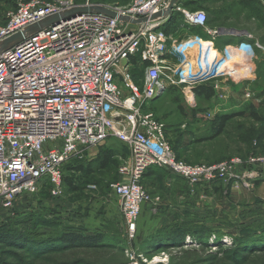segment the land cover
Returning <instances> with one entry per match:
<instances>
[{
  "label": "built area",
  "instance_id": "built-area-1",
  "mask_svg": "<svg viewBox=\"0 0 264 264\" xmlns=\"http://www.w3.org/2000/svg\"><path fill=\"white\" fill-rule=\"evenodd\" d=\"M169 3L25 0L8 14L0 26V43L76 7L98 6L116 16L77 14L0 55L1 208L12 209L18 199L36 195L43 187L60 196L65 168L85 162L92 150L110 139L127 146L131 154V164L121 170L128 179L111 184L129 241L137 238L139 216L150 199L141 183L150 168L165 170L192 191L221 184L225 191L251 192L264 184L261 154L217 163L179 160L167 139L168 126L150 112V103L171 86L184 88L189 101L201 85L213 87L223 99L220 82L247 84L255 76L252 45L240 42L219 48L216 39L223 35L208 29L204 10L191 11L179 3L165 15ZM176 14L184 24L167 34L164 28ZM186 26L202 28L209 38L191 34L178 39L189 32ZM140 65L145 68L141 83L135 72ZM245 96L252 100L251 91ZM206 116L214 115L210 111ZM129 254L130 264H142Z\"/></svg>",
  "mask_w": 264,
  "mask_h": 264
},
{
  "label": "rangeland",
  "instance_id": "rangeland-1",
  "mask_svg": "<svg viewBox=\"0 0 264 264\" xmlns=\"http://www.w3.org/2000/svg\"><path fill=\"white\" fill-rule=\"evenodd\" d=\"M22 1L25 0H0V26ZM98 1L123 5L131 0ZM244 1L250 2L194 0L191 9L206 12L210 30L227 26L262 42L264 26L258 18L249 17L251 13L244 9L248 6ZM256 1L264 5V0ZM241 2L243 7L238 5ZM218 8L224 9L223 12L218 14ZM258 63H255L254 79L247 84L234 80L220 82L225 93L223 99L217 94L210 100L195 97L189 101L184 88L171 86L150 103V112L168 126L167 139L178 158L199 164L250 154L264 155V107H258L264 106V78L258 85ZM136 74L139 83L143 82L145 68L140 65ZM248 91L252 92V100L245 98ZM210 111L214 116L208 118L206 114ZM242 112L229 120L221 135L206 139L221 116ZM251 112L258 113L261 121L253 119ZM122 145L110 139L92 150L86 163L93 164L99 155L106 154L105 168L97 163L88 172L66 170L65 177L74 181L76 190L64 182L60 196H53L48 186L36 195L18 199L12 209L0 207V264H130L129 252L142 264H264L261 231L264 230V189L260 186L251 192L223 190L225 194L216 197L209 189L200 194L189 188L191 200L188 201V196L186 200L181 191L169 187L167 182L175 178L168 172L161 170L155 178L143 176L141 183L150 199L139 216L138 238L129 241L120 201L111 189V184L128 179L121 170L131 164V154ZM215 198L222 203H217ZM188 203L189 207L184 208ZM74 227L100 235V242L69 246L51 239L36 240L30 235L47 238ZM203 227L216 231L199 237L201 240L190 234L204 231ZM186 229L188 232L182 231Z\"/></svg>",
  "mask_w": 264,
  "mask_h": 264
},
{
  "label": "trees",
  "instance_id": "trees-1",
  "mask_svg": "<svg viewBox=\"0 0 264 264\" xmlns=\"http://www.w3.org/2000/svg\"><path fill=\"white\" fill-rule=\"evenodd\" d=\"M249 1L250 2L244 1L245 4H244V2H241L238 5L240 7H243V4L244 5H248V6H245L244 9H248L250 11L251 15H249V17H255L256 19L258 18L257 20L260 22L261 25L264 26V5L260 4L256 0H254V1L253 0H249ZM193 3H195L194 0H189V1L183 0L181 2L183 7H185L186 9H189L191 11H194V10L191 9V6L193 5ZM223 10L224 9H222V8L221 9L218 8L216 11H217L218 14H220V13L223 12ZM196 11H198V10H196ZM226 12L229 14V12H230L229 8H228V10H226ZM183 24H184V21L181 18V15L176 14V15H173L170 18V20L166 24L164 30H165V32L167 34H173L177 30H179ZM207 26H208V21H207ZM186 27L188 28V30L190 31L191 34H198V35L203 36L204 38H208V35L206 33L202 32V30H203L202 28H200V27H188V26H186ZM222 27L223 28H231V27H227V26H222ZM247 31H249V30H247ZM233 38H235V37L234 36H218L217 39H216V44H217V46L219 48H221L225 44L230 43L233 40ZM239 38H240L239 39L240 41H238V42H241V40L242 41H244V40L254 41L255 40V38L251 39V38H248V37H245V36L239 37ZM263 42H264V40H262L261 43H263ZM136 70H135V72H136ZM137 78H138V76H137ZM263 78H264V57L262 58V61L260 63H258V75H257V80H256L258 85L261 84ZM257 87L261 89V87H259V86H257ZM195 96H196V98H199V99H208V100H210V99H212V98H214L216 96V92H215L214 88L209 86V85H201V86H199V87H197L195 89ZM258 107L262 108L264 106H263V104H260ZM259 108H258V110H259ZM242 114H243V112L239 113V114H232V115L228 114V115L221 116L220 119L217 121V125L212 127V129H214L213 133L211 135H209L208 137H206V139L216 138L219 135H221L223 133L224 129L226 128L229 120H231L232 118H234L237 115H242ZM250 115L256 121H261V118H260L258 113L251 112ZM167 137H168V130H167ZM241 157H246V156H241ZM178 159L181 160L180 158H178ZM229 159H231V158H229ZM86 161L85 162L84 161H77L74 164L67 166L65 168V172H66V170H70V171H73V172H88L97 163L99 164V167L105 168L106 167V163L108 161V158H107V155L104 154V155H99L94 160L93 164H91V162L90 163H86ZM214 163H217V162H214ZM85 165H88V166H85ZM161 170L162 169H159V168H150L145 173L144 178L145 177H149V178L154 177V176H156V174L161 173L162 171L166 173L165 170H162V171ZM175 180H177V179H175ZM179 180L182 181L181 179H179ZM173 181H170L169 183H171ZM64 182H66L68 184L69 188L72 189V190H76L78 188L71 178L65 177L64 178ZM213 187L214 188L215 187H220L221 189L224 190V188L222 187L221 184H215ZM46 223H47V226H52L51 222H46ZM204 228H206V229H204ZM201 230H204V231H197L196 230L194 232L192 231L190 234L193 235L194 237H197V238H199V237L203 238V235L208 236L210 233L216 231V230H214V228H207V227H203V228H201ZM138 231H139V225H138ZM182 231H187V229L186 230H182ZM182 231H181V233H182ZM261 231H263V233H264V230H261ZM217 232H218V230H217ZM249 233H251V235L252 234H256L254 231L253 232L249 231ZM182 234H184V233H182ZM30 235H32L36 240L51 239V240H56L58 242H61L62 244L69 245V246H75V245H79V244L98 243V242H100V239H101L100 238L101 236L96 234V233L94 234V233H91V232H87L84 229L75 228V227L74 228H69V229H63V230H61V232L60 231L56 232L55 234H52L51 236H49L47 238H41V237L35 236V234H30ZM137 238H138V235H137ZM199 239L201 240V238H199ZM182 240H184V238H182ZM200 242H202V241H200Z\"/></svg>",
  "mask_w": 264,
  "mask_h": 264
},
{
  "label": "water",
  "instance_id": "water-1",
  "mask_svg": "<svg viewBox=\"0 0 264 264\" xmlns=\"http://www.w3.org/2000/svg\"><path fill=\"white\" fill-rule=\"evenodd\" d=\"M182 0H170L169 6L165 11V15H170L174 9V7L181 3ZM86 12H100V13H107L111 16H116V14L108 12L106 9L102 7H89V8H82V7H76L74 9H71L67 12L60 13L58 15L52 16L50 18H47L46 20L35 24L31 27H28L27 29L17 33L16 35L4 40L3 42L0 43V55L4 53L5 51L9 50L10 48L16 46L20 42L24 41L27 37L36 34L40 32L41 30L49 27L50 25L59 23L61 20L69 19L77 14L80 13H86ZM162 15V14H160ZM158 15V16H160ZM164 15V14H163ZM157 16V17H158ZM221 35H248L245 33H238L236 30H226V29H220L219 30Z\"/></svg>",
  "mask_w": 264,
  "mask_h": 264
},
{
  "label": "crops",
  "instance_id": "crops-1",
  "mask_svg": "<svg viewBox=\"0 0 264 264\" xmlns=\"http://www.w3.org/2000/svg\"><path fill=\"white\" fill-rule=\"evenodd\" d=\"M186 1V0H185ZM219 30L220 29H226V30H238V29H235V28H223V27H221V28H218ZM241 30H244V31H246L245 29H241ZM191 35V33H190V31L189 32H184V33H181V35H179L178 36V39H180V40H184V39H187L189 36ZM223 36H233V35H223ZM245 37H248V38H251V39H253V37L251 36V35H244ZM235 37V36H234ZM243 37V36H242ZM235 38H237V40H235ZM235 38H233V40L230 42V43H227V44H236V43H240V42H238V41H240L239 39L240 38H238V37H235ZM237 41V42H236ZM244 42H246V43H248V44H250V45H252L253 47H254V53H255V57H254V63H258V61H259V59H261V58H263L262 57V53H263V51L262 50H264V44H262L259 40H257L256 38H255V40L254 41H247V40H244V41H242L241 40V43H244ZM260 45L261 47H263V49H261V48H259V46H257V45ZM226 45V44H225ZM196 55V53L195 52H192L191 53V56H195ZM262 60V59H261ZM156 176H154L153 178H155ZM170 182V181H169ZM169 182H167V184L169 185V187H170V185H171V187H174L177 191H181L182 192V195H184L185 197H184V199H186L187 200V197L186 196H188L189 197V188H187V186H186V184L184 183V182H182V181H180L179 179H177V180H174L173 182H171V183H169ZM261 188H263L264 189V184H261V185H259ZM206 189H209L211 192H213V195L216 197V195L217 194H223L224 193V191H223V189H221L220 187H213V188H205L204 190H202V189H200V188H195V192H198V193H200V194H202L203 192H206ZM225 194V193H224ZM185 200V201H186ZM189 200H191L190 199V197H189V199H188V201ZM215 200L217 201V203H222L221 201H219L220 199H217V198H215ZM184 205V204H183ZM215 206V205H214ZM189 207V203H188V205H187V207H184V208H188ZM221 207V206H220Z\"/></svg>",
  "mask_w": 264,
  "mask_h": 264
},
{
  "label": "bare ground",
  "instance_id": "bare-ground-1",
  "mask_svg": "<svg viewBox=\"0 0 264 264\" xmlns=\"http://www.w3.org/2000/svg\"><path fill=\"white\" fill-rule=\"evenodd\" d=\"M212 47V45L210 44V43H208L207 45H206V48L207 49H210ZM189 238V237H188ZM190 239V238H189ZM192 239V238H191Z\"/></svg>",
  "mask_w": 264,
  "mask_h": 264
}]
</instances>
